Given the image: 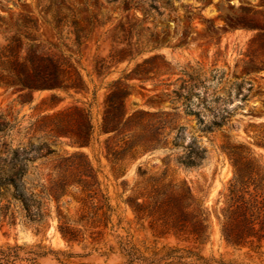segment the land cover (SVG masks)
I'll use <instances>...</instances> for the list:
<instances>
[{"label": "rangeland", "instance_id": "rangeland-1", "mask_svg": "<svg viewBox=\"0 0 264 264\" xmlns=\"http://www.w3.org/2000/svg\"><path fill=\"white\" fill-rule=\"evenodd\" d=\"M0 264H264V0H0Z\"/></svg>", "mask_w": 264, "mask_h": 264}, {"label": "trees", "instance_id": "trees-1", "mask_svg": "<svg viewBox=\"0 0 264 264\" xmlns=\"http://www.w3.org/2000/svg\"><path fill=\"white\" fill-rule=\"evenodd\" d=\"M6 53L3 56L4 61L1 68L3 74L1 79L4 85L17 86L28 91L67 90L80 87L81 80L71 65H68L67 68L73 71L76 80L64 78L68 72H65V69L61 67L62 64H59V61H55L51 56L42 57L35 63L30 55L20 61L17 52H13L12 49L7 50ZM119 92L118 88L111 89L108 99L115 97ZM211 125H215V122ZM186 165H195V160L188 161ZM10 180L11 178H6L3 183L10 184Z\"/></svg>", "mask_w": 264, "mask_h": 264}, {"label": "bare ground", "instance_id": "bare-ground-1", "mask_svg": "<svg viewBox=\"0 0 264 264\" xmlns=\"http://www.w3.org/2000/svg\"><path fill=\"white\" fill-rule=\"evenodd\" d=\"M58 235V234H57ZM59 242V241H58Z\"/></svg>", "mask_w": 264, "mask_h": 264}]
</instances>
